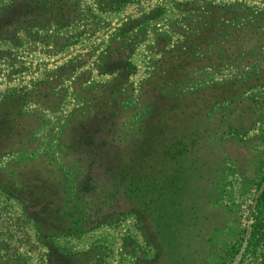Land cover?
I'll return each mask as SVG.
<instances>
[{"label":"rangeland","instance_id":"rangeland-1","mask_svg":"<svg viewBox=\"0 0 264 264\" xmlns=\"http://www.w3.org/2000/svg\"><path fill=\"white\" fill-rule=\"evenodd\" d=\"M0 264H264V0H0Z\"/></svg>","mask_w":264,"mask_h":264},{"label":"trees","instance_id":"trees-1","mask_svg":"<svg viewBox=\"0 0 264 264\" xmlns=\"http://www.w3.org/2000/svg\"><path fill=\"white\" fill-rule=\"evenodd\" d=\"M252 236V235H251Z\"/></svg>","mask_w":264,"mask_h":264}]
</instances>
